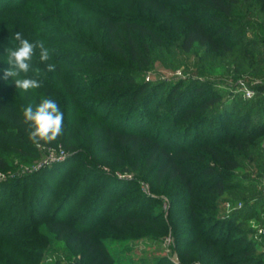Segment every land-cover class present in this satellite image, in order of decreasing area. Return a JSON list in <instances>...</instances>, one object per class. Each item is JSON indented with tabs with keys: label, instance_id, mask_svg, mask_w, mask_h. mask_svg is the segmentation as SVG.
<instances>
[{
	"label": "trees",
	"instance_id": "obj_1",
	"mask_svg": "<svg viewBox=\"0 0 264 264\" xmlns=\"http://www.w3.org/2000/svg\"><path fill=\"white\" fill-rule=\"evenodd\" d=\"M6 2L0 0V12L7 11L0 20L4 48L0 59V173L12 170L15 153L38 154L37 145L28 139L23 109L28 105L35 109L42 98L57 102L64 113V131L55 141L40 144L77 147L80 158L69 159L70 165L45 166L40 173L0 179V201L10 205L4 216L10 214L17 220L14 225L10 221L11 229L0 236V244L12 249L0 251V264H36L37 246L42 242L34 239L41 236L43 244L47 243L46 231L79 250L82 264H122L107 242L122 240L123 232L129 231L126 225H146L161 236L170 229L180 247L182 264L194 260L201 264H264V252H257L248 236L251 230L242 226L243 220L264 205V150L257 152L259 139L264 137V82L253 84L251 97L238 93L224 97L209 82L170 78L137 83L134 76L151 65L155 47L176 46L187 52L195 43L214 51L221 63L256 69L262 65L260 50L237 40L242 17H236V10L246 4L248 11L257 9L264 14V0ZM37 2V7L31 5ZM15 32H21L29 42L43 41L51 52L47 62L39 60V49L32 58L33 68L39 67L41 73L36 77L30 71L27 76L41 82L38 89L23 91L15 87L12 78L3 79L4 70L10 68L7 50L19 43ZM261 42L264 45V30ZM48 63L56 66L55 71H47ZM157 111L162 113L154 123L158 128L149 132L150 114ZM165 127L171 132L168 138L181 140L179 145L163 140ZM86 128H90L88 134ZM105 153L113 156V166L122 171L142 164L148 172L145 178L154 175L151 189L171 196L169 211L186 216L167 219L145 213L147 199L160 201L149 195L141 198L139 211L132 210L141 195L125 198L128 184L117 193L114 186L123 180L101 172L98 164L88 159ZM240 159L246 160L245 165ZM240 167L250 178L260 172L251 178L258 192L246 199L229 193L237 190L244 194L241 180H232ZM34 175L43 178L29 185L22 182ZM97 175L102 177L100 183H85ZM49 177L54 184L47 182ZM134 182L130 180L129 185ZM173 183L178 184L175 191L168 187ZM14 187L17 192H12ZM61 187L66 190L59 207L44 214ZM77 192L85 195L81 200L80 196L72 199L70 206L61 210ZM117 197L124 200L116 202ZM225 200H238L240 206L221 213L219 203ZM123 203L130 210L121 212ZM103 205L107 219L89 220ZM22 221L25 226H20Z\"/></svg>",
	"mask_w": 264,
	"mask_h": 264
},
{
	"label": "rangeland",
	"instance_id": "obj_2",
	"mask_svg": "<svg viewBox=\"0 0 264 264\" xmlns=\"http://www.w3.org/2000/svg\"><path fill=\"white\" fill-rule=\"evenodd\" d=\"M38 1L39 3H41L44 0ZM49 2L50 1H47L46 5L50 6ZM5 4H7L6 0ZM31 5H33V7H37V5L39 4L37 2L36 4L32 3ZM6 14L7 11H4V13L0 12V20L5 18L4 15ZM237 15L242 17V24L240 26V30L238 31L239 35L237 36V40L242 44L253 46L254 49L260 50L259 58L260 63H262L261 66L257 67L254 70L248 71L242 70L232 63H221L219 62V60H217L216 53L214 51L208 49L206 46H201L198 43H195L187 52L181 51L176 46L169 47L167 49H164V47L161 46H157L154 48L153 62L148 67L141 69V71L134 74L135 81L137 83H141L178 78L189 82L190 79H193L198 80L201 83L209 82L224 97H231L232 95H234V93L243 95L246 88H251L253 84L257 82H264V45H262L261 42L262 30H264V14H262L257 9L248 11L246 4H243L237 8L236 17ZM3 50V45L1 46L0 44V59L3 58ZM161 114V111H157V113L154 112L152 115L150 114L152 123L148 122V125L146 127L149 132H153L154 130H156V127L158 128V123H154L156 121V118L160 117ZM89 129L90 128L85 129L87 134L89 132ZM163 134H165L163 140L167 142L169 141V144H180V139L167 137L171 134V132L168 131L166 127L163 129ZM190 138L191 137L187 138V141H189ZM258 148L257 152H260L261 149L264 150V137L259 139ZM37 149L38 154L35 156L18 155L17 153H15L11 158L13 160L14 167L7 174L0 173V179L4 181L15 179L21 176H27L28 174L39 172L40 169L44 168L45 166H49L55 163L64 162L66 163V165H70L72 160L69 159H73L74 157H76L77 159L80 158L78 154L80 151L79 149H77V147L64 146L60 143L57 145L49 146L39 144L37 145ZM59 150H62V153L59 152L61 153L60 157L58 159L51 160V153L58 152ZM91 151V154L94 153V150ZM86 157V155H81L82 159H86ZM88 159L92 163L96 162L101 172L105 171L107 174H111L113 176H116L118 179L123 180L121 182L117 181L114 186L116 189H119V191L117 190V193L120 194L124 189V184H128L127 187H125L128 188L125 190V198H129L130 200V198L132 199V197L136 198L137 196L141 195L135 206L132 207V210L139 211L141 198H143V196L145 195H149L160 199V201L150 202L147 199L148 204L146 205L145 213L151 214V216L153 217L160 215L167 219L169 216L176 218H184L186 216V213L184 212L176 213L175 211H169L171 205V196L164 192L156 193L151 189V180L152 178H154V175L149 174L148 178H145L144 176L148 172H146L147 168H144L142 164L137 166V168L131 167V165L129 166L131 167L130 170L122 171L120 170V167L113 166V163H115L113 162V156L108 153L102 154L98 157H89ZM240 161L242 165H245L246 160L240 159ZM139 162L141 161L139 160ZM247 172L248 171L245 168L240 167L235 169V176L232 180H241V184L243 185L241 189L245 195L242 192L240 195V191L238 192L237 190H231L229 191V193L232 195V197L245 196L246 199L258 192L256 191V188H253V180L255 179L251 178L252 176H254L253 178H256V176H258L260 172H254L252 175H250L251 178L246 175L249 174ZM262 172H264V170H262ZM97 176L98 177L94 176L85 179V183L88 180L94 181L95 184L100 183L102 177H100L99 175ZM40 178L34 175L30 179L23 178L22 182H26L29 185L33 181L38 182ZM48 180L47 182L49 184H54L51 177H49ZM130 180H135V182L132 185H129ZM111 185L112 181L109 182L107 188L110 189L112 187ZM168 187H170L171 190L175 191L178 187V184L173 183L170 184V186L168 184ZM8 190H10V188ZM11 190H14L12 192H17L18 189L14 187ZM65 190V187L57 189L55 199L47 203L46 206L48 207V211H44V214L51 213L54 210V206L59 207V204L62 202V194ZM7 192L8 191H6V193ZM109 192L112 193V191L110 190ZM71 195L72 196L69 198V202L66 205H63L64 207L62 206L61 210L70 206L72 199L74 200L80 196L79 199L81 200L85 195V192L84 194L77 192L72 193ZM119 200L124 199L123 197H117L116 202H118ZM238 204V200L221 201V203H219L218 210L221 213L228 214L237 206H239ZM9 207L10 205H6L4 203V200L0 201V209L2 210L3 214L2 217L0 215V220H2V222H0V236L6 230L11 229L12 226H8L10 221L13 225L17 222V220H13L14 216L10 217V214H6L4 216V212L8 210ZM111 209L112 206L108 209L109 214L112 212ZM128 210H130L129 207H124L123 203L120 211L127 212ZM104 213L105 210L103 205L100 206L97 212L90 214L89 220H91V218L98 219L101 216L103 220H106L108 215H105ZM20 226H25V222L22 221ZM242 226L251 230L248 236L254 240L257 246V252H264V205L261 204L260 207L255 210L253 217L243 220ZM125 227L129 228V231L123 232L124 236L122 240L114 239L110 242H107L109 251L114 255V258L116 260H120L122 264H182V259L179 256L180 247L178 246V243L175 242L170 229L165 235L161 236L154 231L150 232L146 225H126ZM43 231H46V229H42V232ZM43 234L44 236H46L44 232ZM46 234L49 235V241L47 243L43 244V238L41 239V236H36L37 238L34 239L36 242H42L40 246H37V252L39 253V256L37 257L38 261L36 262V264L83 263L84 259L81 256L79 250H74L73 248H71V246L65 243L64 239H58L54 236V234L50 235L48 231H46ZM260 236H262L261 239H259ZM27 246L30 247L31 245L28 244ZM0 251L4 253L12 252V249L3 244H0ZM189 264L201 263L199 260H194Z\"/></svg>",
	"mask_w": 264,
	"mask_h": 264
},
{
	"label": "clouds",
	"instance_id": "obj_3",
	"mask_svg": "<svg viewBox=\"0 0 264 264\" xmlns=\"http://www.w3.org/2000/svg\"><path fill=\"white\" fill-rule=\"evenodd\" d=\"M14 39L19 43L15 49L7 50V63L10 68L4 70L3 79L12 78L15 87L23 91L40 88L41 82L37 78H29L27 74L32 71L36 77H39L41 73L39 67L33 68L31 64L35 50L39 49V60L42 63L50 60V50L41 40L29 42L24 39L21 32H15ZM55 68L54 64L46 65L48 72L55 71ZM23 123L28 126V139L33 144L51 143L63 134L64 113L56 101L42 98L35 109L31 105L23 109Z\"/></svg>",
	"mask_w": 264,
	"mask_h": 264
},
{
	"label": "built area",
	"instance_id": "obj_4",
	"mask_svg": "<svg viewBox=\"0 0 264 264\" xmlns=\"http://www.w3.org/2000/svg\"><path fill=\"white\" fill-rule=\"evenodd\" d=\"M253 95V90L251 88H246L244 91V96L245 97H251ZM62 153V150H59L58 152L51 153V160L58 159ZM2 174V173H1ZM240 206V203L238 204Z\"/></svg>",
	"mask_w": 264,
	"mask_h": 264
}]
</instances>
